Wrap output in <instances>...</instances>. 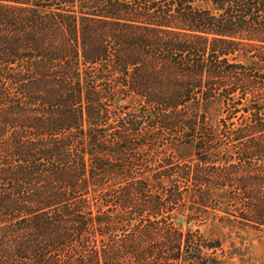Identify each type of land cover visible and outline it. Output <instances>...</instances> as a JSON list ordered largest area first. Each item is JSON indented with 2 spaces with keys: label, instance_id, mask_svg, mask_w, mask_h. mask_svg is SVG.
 <instances>
[{
  "label": "trees",
  "instance_id": "16d2710c",
  "mask_svg": "<svg viewBox=\"0 0 264 264\" xmlns=\"http://www.w3.org/2000/svg\"><path fill=\"white\" fill-rule=\"evenodd\" d=\"M264 0H0V264H256Z\"/></svg>",
  "mask_w": 264,
  "mask_h": 264
},
{
  "label": "rangeland",
  "instance_id": "374dc122",
  "mask_svg": "<svg viewBox=\"0 0 264 264\" xmlns=\"http://www.w3.org/2000/svg\"><path fill=\"white\" fill-rule=\"evenodd\" d=\"M253 236V235H252ZM261 240V237H255L253 236L252 241H254V244L252 245L253 250L251 251V256L256 259V264H264V240Z\"/></svg>",
  "mask_w": 264,
  "mask_h": 264
}]
</instances>
